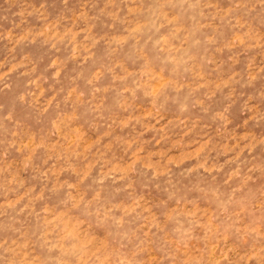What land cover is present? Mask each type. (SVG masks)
<instances>
[{"label": "rangeland", "instance_id": "rangeland-1", "mask_svg": "<svg viewBox=\"0 0 264 264\" xmlns=\"http://www.w3.org/2000/svg\"><path fill=\"white\" fill-rule=\"evenodd\" d=\"M0 264H264V0H0Z\"/></svg>", "mask_w": 264, "mask_h": 264}]
</instances>
